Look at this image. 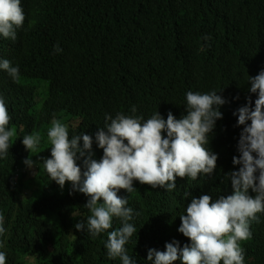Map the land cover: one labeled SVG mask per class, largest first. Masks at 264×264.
<instances>
[{
	"label": "trees",
	"instance_id": "1",
	"mask_svg": "<svg viewBox=\"0 0 264 264\" xmlns=\"http://www.w3.org/2000/svg\"><path fill=\"white\" fill-rule=\"evenodd\" d=\"M21 1L25 28L17 30L14 41L0 36V60L18 65L22 77L13 83L0 69V97L11 117L8 127H15L17 133L10 141L8 159H0V214L6 230L0 237L4 241L0 251L6 254V264H122L119 258H108L106 233L93 238L86 230L76 232L75 224L86 225L91 215L84 206L87 197L73 192L69 182L61 189L43 167L40 157L51 158L47 131L53 119L68 124L70 138L84 133L94 140L98 128L105 126L106 115L115 118L122 113L146 121L159 112L166 120L171 111L180 119L186 115L188 91L214 90L227 101L207 145L220 154L213 174L196 181L177 177L171 192L134 181L138 192L118 193L128 198L127 206L134 213H140L130 221L137 231L125 246L128 255L136 264H151L148 250L159 251L155 246L159 240L160 251L165 250L171 236L168 226L173 233L192 198L209 195L214 201L232 194L226 174L240 166L227 170L225 159L229 143L239 157V137L231 138L238 119L233 113L249 98L255 107L258 98L248 91V80L264 70V0ZM205 36L210 39L204 40ZM57 44L62 52L54 53ZM23 78L33 86L24 87ZM33 132L42 137L39 155L23 151V135ZM93 152L99 161L103 150L93 143ZM28 155L34 168L24 164ZM78 166L83 168L82 162ZM3 171L11 174H7L10 179ZM186 191L190 192L187 199ZM140 193L144 201L137 200ZM257 215L259 223H252L251 239L240 242L244 264H264V213ZM119 227L121 222L113 218L108 231ZM174 240L181 247L190 244L184 236Z\"/></svg>",
	"mask_w": 264,
	"mask_h": 264
},
{
	"label": "clouds",
	"instance_id": "2",
	"mask_svg": "<svg viewBox=\"0 0 264 264\" xmlns=\"http://www.w3.org/2000/svg\"><path fill=\"white\" fill-rule=\"evenodd\" d=\"M25 19L21 0H0V36L16 40L17 30L23 28ZM202 38L207 41L210 36ZM53 51L59 53L62 49L57 44ZM0 69L14 82L20 79L19 66H13L9 60H0ZM248 84L251 85L248 91L258 94V98L255 107L249 98L245 106L233 113L238 119L231 138H235L234 134L239 137V157L234 152V144L229 143L225 159L227 170L240 166L238 171L226 174L232 194L219 196L214 201L209 195L192 198L186 213L177 218L173 233L168 226L171 236L167 237L165 250L160 251L161 240L155 243L159 251L148 250L147 261L151 264H176L178 260L181 264H221V261L244 264L240 242L251 239V225L259 223L257 214L264 213V70L249 77ZM185 95L186 115L180 119L171 111L166 120L159 112L146 121L142 116L106 115L105 126L98 128L94 140L84 133L70 138L68 126L57 119L48 128L51 158L40 157L43 167L49 179L61 189L69 182L73 192L88 198L84 206L91 215L86 225L80 221L74 227L77 231L86 230L93 238L106 233L105 248L110 260L119 258L122 264H136L125 246L137 231L130 221L140 213H134L127 206L128 198L118 195L121 190L129 194L137 191L133 182L138 181L153 190L171 192L176 189L177 177L196 181L216 169L220 154L209 151L207 145L216 122L223 118L220 108L227 101L214 90L204 94L188 91ZM131 112L136 113L135 106ZM10 120L5 100L0 97V159L8 156L10 141L17 135L15 127H8ZM41 140V134L33 132L24 135L22 143L29 153H38ZM93 143L103 150L99 161L94 159ZM78 162H82L83 168ZM24 164L34 168L30 155ZM141 193L138 201H144ZM189 195L186 191L185 199ZM113 218L121 222V227L109 232ZM4 220L0 214V237L6 231ZM182 236L190 244L181 247L174 240ZM3 247L4 241L0 240V248ZM0 264H6L3 251H0Z\"/></svg>",
	"mask_w": 264,
	"mask_h": 264
},
{
	"label": "bare ground",
	"instance_id": "3",
	"mask_svg": "<svg viewBox=\"0 0 264 264\" xmlns=\"http://www.w3.org/2000/svg\"><path fill=\"white\" fill-rule=\"evenodd\" d=\"M21 2H22V1H21ZM36 2H37V1H36ZM27 3H28V2H27ZM27 3H25V4L27 5ZM30 3H31V2H30ZM32 4H34V3H32ZM39 5H40V4H39ZM30 6H31V5H29L28 7H30ZM32 7H33V6H32ZM25 10H26V9H25ZM32 10H33V9H32ZM33 11H34V12L32 13V16L35 14V10H33ZM36 11H37V10H36ZM30 12H31V11L29 10V14H30ZM34 16H35V15H34ZM38 16H39V15H38ZM57 16H59V15H57ZM39 17H40V16H39ZM29 18H30V17H29ZM31 18H32V17H31ZM52 18L54 19V17H52ZM28 20H29V19H28ZM28 20H27V22H28ZM30 20H31V19H30ZM51 21H52V20H51ZM39 22H40V21H39ZM30 23H31V22H30ZM33 23H34V22H33ZM25 24H27V23H25ZM33 27H35V25H34ZM39 27H40V26H39ZM24 28H25V26H24ZM67 28H68V27H67ZM32 29H33V28H32ZM39 29H40V28H39ZM70 29H71V28H70ZM70 29H69V30H70ZM22 30H23V29H21V31H22ZM59 32H60V31H59ZM70 32H71V31H70ZM54 33H55V32H54ZM54 33H53V35H54ZM64 35H65V34H64ZM67 35H69V33H67ZM70 35H71V34H70ZM60 36H61V35H60ZM54 37H55V36H54ZM50 38H51V37H50ZM52 38H53V37H52ZM56 38H57V37H56ZM0 39H1V38H0ZM2 39H3V38H2ZM62 39H63V38H62ZM65 39H66V38H65ZM65 39H64V40H65ZM5 40H6V39H5ZM0 41H1V40H0ZM4 44H5V43H4ZM0 47H1V46H0ZM0 49H1V48H0ZM27 56H28V55H27ZM24 57H25V56H24ZM57 57H58V56H57ZM30 58H31V57H30ZM8 60H9V59H8ZM32 61H33V60H32ZM16 63H17V62H16ZM23 64H24V63H23ZM66 64H67V63H66ZM40 66H41V65H40ZM42 67H43V66H42ZM42 67H41V68H42ZM38 68H39V67H38ZM39 69H40V68H39ZM47 69H48V68H47ZM31 71H32V69H31ZM31 71H30V72H31ZM50 71H51V70H50ZM24 73H25V72H24ZM24 73H23V74H24ZM67 74H69V73H67ZM67 74H66V76H67ZM24 75H25V74H24ZM69 75H70V74H69ZM40 76H41V75H40ZM36 77H37V76H36ZM58 77H59V76H58ZM67 77H68V76H67ZM25 78H26V77H25ZM25 78H23V81H22L23 83H24V79H25ZM28 78H29V81H30V80H31V79H30V76H29ZM28 78H27V79H28ZM20 79L22 80V77H21ZM49 79H50V78H49ZM52 79H53V78H52ZM10 80H11V79H10ZM25 80H26V79H25ZM34 80L37 81V79H34ZM34 80L32 79V82H33ZM59 80H60V79H58V80L56 79V81H59ZM6 81H8V80H6ZM35 81H34V82H35ZM40 81H41V79H40ZM40 81L38 80L37 82H40ZM44 81H45V80H44ZM5 83H6V82H5ZM13 83H15V82L13 81ZM19 83H20V82H19ZM23 83H20V84L22 85ZM56 83H57V82H56ZM16 84H17V83H16ZM20 84H19L18 86H20ZM26 84H27V82L25 81V83H24L23 86L25 87ZM28 84H29V83H28ZM28 84H27V85H28ZM32 84H33V83H32ZM47 84H49V83H47ZM4 85H6V84H4ZM34 85H36V84H34ZM16 86H17V85H16ZM28 86L31 87V86H33V85L29 84ZM53 86H54V84H53ZM27 88H28V87H27ZM5 90H7V89H5ZM47 90H48V88H47ZM48 92H49V90H48ZM48 92H47V93H48ZM49 94H50V93H49ZM47 95H48V94H47ZM55 95H56V94H55ZM89 95H90V94H89ZM45 96H46V95H45ZM46 97H47V96H46ZM49 97H50V96H49ZM39 98H40V97H39ZM47 98H48V97H47ZM45 99H46V98H45ZM48 100L50 101L49 98H48ZM48 100H47V101H48ZM55 101H56V100H55ZM58 102H59V101H58ZM32 105H33V104H32ZM32 105H31V108H32ZM13 106H14V105H13ZM33 107H34V106H33ZM48 107H49V106H48ZM22 108H23V107H22ZM35 108H36V107H35ZM28 109H29V108H28ZM43 109H44V108H43ZM25 111H26V110H25ZM31 111H33V110H31ZM111 111H112V110H111ZM43 112H44V111H43ZM31 113H33V112H31ZM40 114H41V112H40ZM94 114H95V113H94ZM107 114H108V113H107ZM110 114H111V112H110ZM39 116H40V115H39ZM94 116H95V115H94ZM100 116H101V115H100ZM108 116H109V115H108ZM110 116H111V115H110ZM37 117H38V116H37ZM101 117H102V116H101ZM103 118H104V117H103ZM103 118H102V119H103ZM12 119H13V118H12ZM99 119L101 120V118H99ZM102 121H103V120H102ZM104 121H105V119H104ZM13 122H14V121H13ZM83 122H84V121H83ZM99 122H100V121H99ZM100 123H101V122H100ZM105 123H106V122H105ZM82 124H83V123H82ZM90 124H91V123H90ZM90 124H89V125H90ZM97 124H98V123H97ZM67 125H68V124H67ZM95 125H96V124H95ZM92 126H93V125H92ZM77 127H78V126H77ZM74 129H75V128H74ZM88 129H89V128H88ZM232 131H233V130H232ZM90 132H91V131H90ZM23 136H24V135H23ZM17 138H18V137H17ZM21 142H22V141H21ZM19 144H20V143H19ZM20 145H21V144H20ZM17 146H19V145H17ZM22 146H23V145H22ZM48 146H49V145H48ZM50 146H51V145H50ZM22 148H23V147H22ZM11 150H12V148H11ZM14 150H15V148H14ZM23 151H25V148H23ZM23 151H22V153H23ZM17 152H18V151H17ZM13 153H14V152H13ZM18 153H19L18 156L20 157V152H18ZM22 153H21V154H22ZM14 154H15V153H14ZM36 154L39 155L38 153H36ZM16 156H17V153H16ZM28 156H29V155H28ZM47 156H48V155H47ZM19 157H18V158H19ZM30 157H31V156H30ZM16 158H17V157H16ZM7 159H8V157H7ZM12 160H13V159H12ZM17 160H18V159H17ZM9 162H11V161H9ZM6 163H8V162H6ZM3 165H4V164H3ZM17 166H19V165H17ZM3 167H5L4 169H6V165H4ZM7 167H9V166H7ZM11 169H12V168H11ZM11 169H10L9 172H11ZM21 169H22V168H21ZM2 170H3V169H2ZM8 170H9V169H8ZM12 170H13V169H12ZM19 170H20V169H19ZM0 172H1V171H0ZM3 172H4V171H3ZM4 174L8 177L7 174H10V173H8V172H7V173L4 172L2 175H4ZM5 175H4V176H5ZM10 175H11V174H10ZM13 175H15V174H13ZM16 178H17V177H16ZM8 179H10V178L8 177ZM12 179H14V178H12ZM12 181H13V180H12ZM15 181H16V180H15ZM137 192H138V191H137ZM85 198H86V196H85ZM83 199H84V198H83ZM85 200H86V199H85ZM85 200H84V201H85ZM87 200H88V198H87ZM79 204H80V202H79ZM82 204H83V203H82ZM84 204H86V203L84 202ZM79 210H80V209H79ZM80 212H81V211H80ZM87 212H88V210H87ZM58 213H59V211H58ZM70 214H71V213H70ZM70 214H69V215H70ZM86 217H87V215H86ZM84 220H86V219H84ZM76 232H77V230H76ZM32 237H34V236L32 235ZM32 237H31V238H32ZM37 238H38V236H37ZM77 238H78V237H77ZM72 239H73V238H72ZM72 239H71V240H72ZM68 240H69V239H68ZM75 242H76V241H75ZM71 243H72V242H71ZM71 248H72V247H71ZM72 250H73V249H72ZM66 252H67V251H66ZM68 252H69V251H68ZM73 254H74V253H73ZM81 256H82V255H81Z\"/></svg>",
	"mask_w": 264,
	"mask_h": 264
}]
</instances>
